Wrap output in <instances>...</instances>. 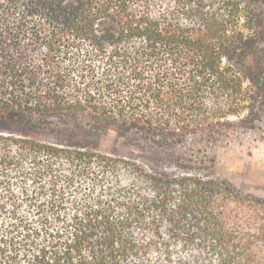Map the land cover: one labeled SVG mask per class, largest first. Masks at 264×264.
I'll return each instance as SVG.
<instances>
[{
  "label": "trees",
  "instance_id": "1",
  "mask_svg": "<svg viewBox=\"0 0 264 264\" xmlns=\"http://www.w3.org/2000/svg\"><path fill=\"white\" fill-rule=\"evenodd\" d=\"M0 112L137 135L185 172L0 133V264H264V198L193 174L264 141V0H0Z\"/></svg>",
  "mask_w": 264,
  "mask_h": 264
},
{
  "label": "rangeland",
  "instance_id": "2",
  "mask_svg": "<svg viewBox=\"0 0 264 264\" xmlns=\"http://www.w3.org/2000/svg\"><path fill=\"white\" fill-rule=\"evenodd\" d=\"M239 1L245 5V0ZM27 125L37 128L29 130ZM0 133L123 158L161 175L185 174L171 151L153 147L137 135L118 136L114 132L93 131L77 116L48 114L30 117L0 112ZM217 154L214 168L193 174L205 179H224L242 194L264 198V141L256 133L234 137L228 145L219 148Z\"/></svg>",
  "mask_w": 264,
  "mask_h": 264
}]
</instances>
